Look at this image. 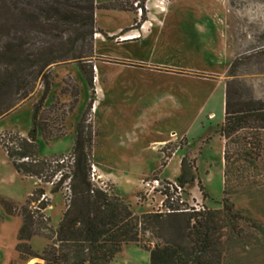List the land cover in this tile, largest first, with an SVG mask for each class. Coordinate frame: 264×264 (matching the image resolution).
<instances>
[{"label":"rangeland","instance_id":"rangeland-1","mask_svg":"<svg viewBox=\"0 0 264 264\" xmlns=\"http://www.w3.org/2000/svg\"><path fill=\"white\" fill-rule=\"evenodd\" d=\"M29 3L36 10L40 0H0L8 34L5 41L35 47L51 40L32 29L25 31L23 11ZM94 3L113 7L94 9L95 26L101 31L93 34L88 57L94 89H88L74 61L51 64V86L43 106L58 101L68 111L73 99L60 90L73 91V83L78 96L64 117L61 137L46 142L37 134L38 157L68 155L74 126L87 110L92 92L94 101L87 118L96 133L91 151L93 182L122 197L136 215H165L170 209L153 181L175 182L179 161L186 156L195 167V179L174 192L172 200L177 202L173 208L190 213L191 208L200 207L202 212H214L209 250L220 255L222 264H264V153L256 166L239 161L246 171L226 186L232 207L222 209L223 139L218 134L226 80H235L242 92L264 100V0ZM41 94L38 79L33 93L0 118V134L16 130L26 136L32 106ZM261 139L264 148V132ZM36 187L43 188L49 198L44 215L55 228L67 202L66 188L51 193V184L19 175L0 146V198L23 204ZM19 225L20 217L7 214L0 205V264L28 262H21L15 251ZM165 231L149 227L139 242L122 245L107 264H149L142 245L153 246L163 237H173L172 229ZM190 235L191 229H186L184 241ZM47 243L38 234L29 240L39 253ZM30 260L31 264L41 261Z\"/></svg>","mask_w":264,"mask_h":264},{"label":"trees","instance_id":"trees-1","mask_svg":"<svg viewBox=\"0 0 264 264\" xmlns=\"http://www.w3.org/2000/svg\"><path fill=\"white\" fill-rule=\"evenodd\" d=\"M96 8L113 7L98 6L94 0H40L36 11L34 6L30 8V3L27 4L23 11L25 31L32 29L51 38L35 47L5 41L8 34L0 12V118L33 93L38 79L42 84V94L32 106L27 135L6 130L0 134V146L16 173L51 184V193L65 188L68 192L65 209L55 228L49 226V218L44 215L49 198L43 188H34L23 204L0 198V205L7 214L20 217L15 244L17 258L21 262L32 258L41 260L33 264H107L122 245L139 242L140 234L152 227L163 232L172 229L174 234L172 238L158 236L163 238L153 246L142 245L148 252L149 264H222L220 255L209 250V223L214 212L191 210L188 213L173 208L174 202H177L172 200L175 188L171 191L164 186L160 193L164 195L163 203L170 211L165 215H136L122 197L108 193L93 182L91 151L96 133L87 118L94 101L92 92L87 110L74 126L73 143L68 155L54 159L39 158L37 155V134L46 142L61 137L65 133L64 117L71 112L78 96V87L73 83L74 92L66 87L60 90L73 99L68 111H64L58 101L49 107L43 106L51 86V64L74 61L88 89H94V73L88 57L92 52L93 34L101 32L95 26ZM231 68L232 64L228 76ZM239 87L241 85L235 80H226L223 117L218 129L223 139L222 209L228 211L232 204L226 186L233 179L241 178L246 171L239 161L256 166L264 153L261 139L264 132V100L254 99ZM194 169L186 156L180 159L179 173L175 177L178 187L183 189L194 181ZM162 182L171 184L165 180ZM186 229H191L188 242L183 237ZM37 234L48 240L40 253L29 244L30 238Z\"/></svg>","mask_w":264,"mask_h":264},{"label":"built area","instance_id":"built-area-1","mask_svg":"<svg viewBox=\"0 0 264 264\" xmlns=\"http://www.w3.org/2000/svg\"><path fill=\"white\" fill-rule=\"evenodd\" d=\"M91 178L93 179L94 178V174H93V170H91ZM172 184V185H171ZM171 184H162L161 182H159L157 179H155L153 181V185L154 187H158V190L160 192V190L164 189V186H168L169 189L172 191L174 190L175 188V193L181 191V188L177 186V184L175 182H171ZM148 185V184H147ZM200 209H203V208H200V207H194V208H191V210H194V211H199Z\"/></svg>","mask_w":264,"mask_h":264},{"label":"crops","instance_id":"crops-1","mask_svg":"<svg viewBox=\"0 0 264 264\" xmlns=\"http://www.w3.org/2000/svg\"><path fill=\"white\" fill-rule=\"evenodd\" d=\"M32 260H29V262L31 263Z\"/></svg>","mask_w":264,"mask_h":264},{"label":"bare ground","instance_id":"bare-ground-1","mask_svg":"<svg viewBox=\"0 0 264 264\" xmlns=\"http://www.w3.org/2000/svg\"><path fill=\"white\" fill-rule=\"evenodd\" d=\"M27 264H29V261L27 262Z\"/></svg>","mask_w":264,"mask_h":264},{"label":"water","instance_id":"water-1","mask_svg":"<svg viewBox=\"0 0 264 264\" xmlns=\"http://www.w3.org/2000/svg\"><path fill=\"white\" fill-rule=\"evenodd\" d=\"M31 263H32V262H31ZM31 263H30V264H31ZM26 264H27V263H26Z\"/></svg>","mask_w":264,"mask_h":264}]
</instances>
